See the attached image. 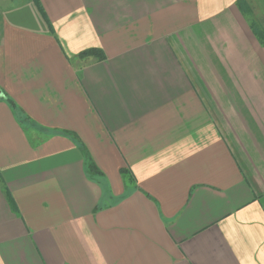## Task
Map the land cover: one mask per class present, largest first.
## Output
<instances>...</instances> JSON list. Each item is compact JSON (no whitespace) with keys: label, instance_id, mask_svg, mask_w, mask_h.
I'll list each match as a JSON object with an SVG mask.
<instances>
[{"label":"crops","instance_id":"obj_1","mask_svg":"<svg viewBox=\"0 0 264 264\" xmlns=\"http://www.w3.org/2000/svg\"><path fill=\"white\" fill-rule=\"evenodd\" d=\"M0 88V264H264V0H0Z\"/></svg>","mask_w":264,"mask_h":264},{"label":"trees","instance_id":"obj_2","mask_svg":"<svg viewBox=\"0 0 264 264\" xmlns=\"http://www.w3.org/2000/svg\"><path fill=\"white\" fill-rule=\"evenodd\" d=\"M78 56H80V57H90L91 56V57H94L97 60L104 59V57H105L103 52L100 49H98V48H89V49L83 50L82 52H80L78 54ZM0 91H1L0 100H6L8 102V104L11 106L12 109H16V105L14 104V102L11 99H9L8 97L5 96V94H4V92L2 91L1 88H0ZM21 120L25 121V120H28V118L23 116V118ZM64 133L67 134V135L72 136L79 143L80 148L84 152V157H85V160H86V166H87L88 174H93V173L97 172L98 169L95 166V164H94L89 152L82 145V143L78 140V138L74 134H71V133H68V132H64ZM121 172H122V174L125 175L126 170L122 169Z\"/></svg>","mask_w":264,"mask_h":264},{"label":"water","instance_id":"obj_3","mask_svg":"<svg viewBox=\"0 0 264 264\" xmlns=\"http://www.w3.org/2000/svg\"><path fill=\"white\" fill-rule=\"evenodd\" d=\"M0 95H1V91H0Z\"/></svg>","mask_w":264,"mask_h":264}]
</instances>
